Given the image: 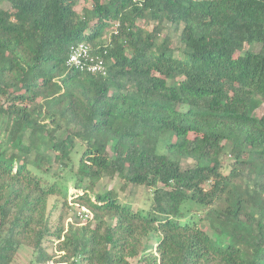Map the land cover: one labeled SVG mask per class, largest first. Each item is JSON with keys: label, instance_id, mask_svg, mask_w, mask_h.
I'll use <instances>...</instances> for the list:
<instances>
[{"label": "trees", "instance_id": "obj_1", "mask_svg": "<svg viewBox=\"0 0 264 264\" xmlns=\"http://www.w3.org/2000/svg\"><path fill=\"white\" fill-rule=\"evenodd\" d=\"M78 1L90 5L78 13ZM3 2L0 264L23 249L30 264L55 249L70 264H264V0ZM167 24L182 27L181 57L159 42ZM83 42L106 76L68 65ZM105 176L151 189L153 207L96 193ZM69 198L92 218L60 215L53 231L51 211Z\"/></svg>", "mask_w": 264, "mask_h": 264}, {"label": "rangeland", "instance_id": "obj_2", "mask_svg": "<svg viewBox=\"0 0 264 264\" xmlns=\"http://www.w3.org/2000/svg\"><path fill=\"white\" fill-rule=\"evenodd\" d=\"M90 3L86 1H78L76 5V11L78 13H82L83 9L85 7H89ZM0 7L13 12L12 6L8 2H3ZM157 23L154 21H149V20H142L139 21V25L145 29H152L153 26H155ZM115 27H111L105 32V35L103 37V41L108 42L110 39L111 34L113 33V30ZM182 32V27L177 28L176 26L172 24H167L164 28L163 34L159 40V42H164V41H170V48L171 52L176 56V57H181L182 53L178 50L180 47V34ZM260 45H257L254 49L255 51L260 50ZM246 49H249L248 47ZM172 83V82H171ZM264 113V106H262L256 114L258 116H261ZM6 125H7V118L4 116H0V143L3 142L6 139ZM30 132H27L25 135V140H28ZM61 134V131L56 133V136H59ZM193 136V135H192ZM80 149V148H79ZM228 149V148H227ZM42 153L44 154L45 152L47 153L48 157L51 159L48 167L49 174L54 175L55 173H58V167L59 164L54 161V156L55 153L53 150L49 147L46 146V148H42ZM35 157V152L32 153L31 155V160L33 162ZM231 160L230 157L227 158L226 163H228ZM194 166V163L191 161H183L182 162V168L183 169H188L192 168ZM228 169L227 167L225 168L224 172H227ZM63 178L68 179V184L70 191L74 193V185H73V180L71 177L66 176V174L62 175ZM68 177V178H67ZM108 191H113L119 201L123 204H129L130 206L133 207L134 210L138 209H143L144 211H148L153 207V199H152V190L148 189L144 186H139V185H133L126 183L121 177L116 176L114 179H111L110 177H103V179L99 182V184L95 188V192L99 194L107 193ZM58 199V198H57ZM64 201L63 199H59V202H57V210L54 212L51 211V228L55 229L58 219L60 218V215L64 217V222L66 225L69 223H74V224H86L88 221H83L78 218V211L82 210V208L72 206L71 198H69V206H64ZM70 202L72 204H70ZM56 203V198L53 197L50 199V210L52 206ZM201 211H199L200 213ZM201 216L203 217V213H200ZM91 219V218H90ZM89 219V220H90ZM202 225L204 227L208 228V223L203 222ZM48 248L49 253H53V248L52 244L47 240L44 244ZM34 260V253L31 249H23L19 253V257L17 261L14 264H30ZM132 264H138L139 259L135 258L131 260Z\"/></svg>", "mask_w": 264, "mask_h": 264}, {"label": "built area", "instance_id": "obj_3", "mask_svg": "<svg viewBox=\"0 0 264 264\" xmlns=\"http://www.w3.org/2000/svg\"><path fill=\"white\" fill-rule=\"evenodd\" d=\"M114 31H116V27ZM68 65L71 67H75L82 72L100 74L103 76L107 75V65L104 59L98 56H94L91 52L90 46L84 42L71 46ZM77 214L78 218L83 221H88L90 218H92V215L84 208H82V210H79ZM64 255V251L55 249V256L52 259L46 261V263L44 264H70L74 260H61ZM76 262H78V260H76Z\"/></svg>", "mask_w": 264, "mask_h": 264}]
</instances>
